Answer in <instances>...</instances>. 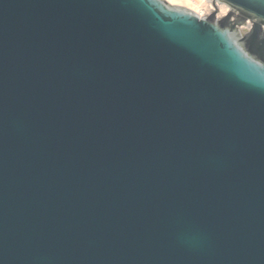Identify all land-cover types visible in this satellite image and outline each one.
Instances as JSON below:
<instances>
[{"label": "water", "instance_id": "water-1", "mask_svg": "<svg viewBox=\"0 0 264 264\" xmlns=\"http://www.w3.org/2000/svg\"><path fill=\"white\" fill-rule=\"evenodd\" d=\"M206 1L0 0V264H264V0Z\"/></svg>", "mask_w": 264, "mask_h": 264}, {"label": "bare ground", "instance_id": "bare-ground-1", "mask_svg": "<svg viewBox=\"0 0 264 264\" xmlns=\"http://www.w3.org/2000/svg\"><path fill=\"white\" fill-rule=\"evenodd\" d=\"M167 4L171 6L185 8L193 14L197 15L199 18L205 17L212 13L213 7L206 0H164ZM219 16L223 17L228 12L227 6L221 4L218 6Z\"/></svg>", "mask_w": 264, "mask_h": 264}, {"label": "flooded vegetation", "instance_id": "flooded-vegetation-1", "mask_svg": "<svg viewBox=\"0 0 264 264\" xmlns=\"http://www.w3.org/2000/svg\"><path fill=\"white\" fill-rule=\"evenodd\" d=\"M229 12V11H228ZM230 13H232V12H230ZM248 19L249 18H247V21H246V24H245V26L244 27H241V31L242 32H247L249 29H250V27H251V23L248 21ZM254 21V20H253ZM263 27V30H264V26H262Z\"/></svg>", "mask_w": 264, "mask_h": 264}, {"label": "rangeland", "instance_id": "rangeland-1", "mask_svg": "<svg viewBox=\"0 0 264 264\" xmlns=\"http://www.w3.org/2000/svg\"><path fill=\"white\" fill-rule=\"evenodd\" d=\"M209 3L211 4V2H209ZM211 5H212V4H211ZM219 5H221V4H216V5H215V7L217 8V10H218V6H219ZM212 7H213V5H212ZM227 11H229V9H228ZM213 12H215V8H214V7H213V11H212V13H213ZM226 14H227V13H226ZM216 16H217L218 18L221 17V16H219V10H218V12H216Z\"/></svg>", "mask_w": 264, "mask_h": 264}]
</instances>
